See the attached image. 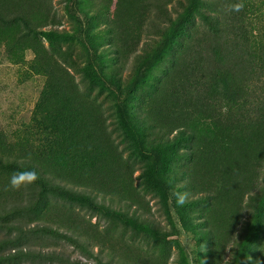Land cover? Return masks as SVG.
Wrapping results in <instances>:
<instances>
[{
	"label": "trees",
	"instance_id": "obj_1",
	"mask_svg": "<svg viewBox=\"0 0 264 264\" xmlns=\"http://www.w3.org/2000/svg\"><path fill=\"white\" fill-rule=\"evenodd\" d=\"M82 2L76 0V8L87 22L84 26L75 18V32L85 31L101 79L118 90L130 89L129 96L147 85L149 96L131 98L138 112L144 104L138 122L153 136L147 148L163 153L173 173L187 176L178 190L196 198L183 205V222L198 234L199 246L207 250L204 258L213 259L219 250L218 264H264V31L257 27L264 19V0H118L111 19L112 0L89 8ZM237 2L243 9L231 11ZM196 20L200 29L170 60L168 44L162 43L174 28L185 32ZM58 24L52 0H0V47L16 64L32 51L31 66L46 78L30 124L35 138L13 140L0 128V264L32 257L82 264L28 248L25 244L38 234L70 241L88 259L94 254L79 238L91 240L120 264H168V240L131 213L142 203L133 175L143 141L130 136L117 92L87 70L86 45L78 52L45 45L42 36L55 40L45 29ZM143 34L152 39L146 44L154 52L136 57ZM109 41L125 61L120 63L133 66L126 85L117 79L119 60L102 49ZM72 71L84 73V89ZM123 143L134 162L125 157ZM151 168L147 160L141 178L147 191L161 196ZM25 169H35L40 178L18 191L5 190L11 174ZM48 198L100 216L104 228L74 209L52 206L42 212ZM40 209L41 224L31 226L28 218ZM199 211L209 229L195 224ZM125 237L154 239L162 250L142 251Z\"/></svg>",
	"mask_w": 264,
	"mask_h": 264
},
{
	"label": "rangeland",
	"instance_id": "obj_2",
	"mask_svg": "<svg viewBox=\"0 0 264 264\" xmlns=\"http://www.w3.org/2000/svg\"><path fill=\"white\" fill-rule=\"evenodd\" d=\"M100 0H83V5L86 7H94L95 4ZM113 3L110 8L109 19L113 18L116 12V4L118 0H112ZM55 9L59 14L61 19V24H58L55 27H48L45 30H48L50 33H53L54 41L49 40L46 37L42 36V40L49 49H58L71 47L75 52L81 51L82 45H86L88 48V59L86 62L87 70L94 76L100 77V72L98 64L96 61L95 53L88 47L86 42L85 31L75 32V28H78V20L82 21L84 26L86 25V18L83 13L77 10L76 0L67 1L66 0H52ZM69 8V9H68ZM74 17V18H73ZM76 18V19H75ZM261 26L264 31V19L262 23H257V27ZM202 27V26H201ZM185 32L178 31L177 27L174 28L171 35L162 43L163 46L168 44L169 53L167 54L170 60H175V57L180 50L188 45L189 41L193 37V32L196 29H200V21L196 20L194 25H187ZM202 29V28H201ZM171 36H174V39H171ZM161 38L155 37L154 40L158 41ZM151 38H148L146 34H143L142 42L138 46L136 57L139 55L146 56L150 55L154 51V47L149 46L146 42H151ZM111 41L102 44V49L106 48L110 52H113L119 62L117 64L118 72L122 73V76L117 78L122 80L125 85L132 79V74L134 72L133 66L131 64H122L120 61L125 62L122 59V55L119 53L118 48L115 45H112ZM159 49V51L163 48ZM156 56V54H155ZM26 60L21 61L20 63H13L6 55L4 48L0 47V128H2L9 136L10 139H17L18 137L28 136L29 138H35L31 130V121L35 107L41 97L43 88L45 85L46 78L43 75L37 74L32 65L35 55L32 51H27ZM135 55L130 59L133 63L135 61ZM85 59V60H84ZM154 60V57L152 58ZM83 62L86 61L84 57ZM162 62L166 63L165 60H160L159 64ZM137 61H135L134 66H136ZM168 64V63H167ZM146 68V65H145ZM143 68V70H145ZM156 72V70H154ZM75 74L76 80L79 82L82 89H84L83 79L85 75L83 72L72 71ZM108 72H111L108 70ZM102 80V79H101ZM104 85L114 89L117 94L121 104H123V115L124 120L128 125V131L130 136L133 139H138L143 141L139 148L137 149L140 157L139 162L135 164L136 171L133 175L134 184L142 196V203L137 208L133 206L131 208V213L133 216L137 215L141 220H146L154 226L155 230L161 232V236L166 238L168 241V248L166 254H168V264H202L203 259L204 264H218V256L220 251H216V255L213 259L209 260L204 258L207 250L201 249L199 246V240L197 239V233H195L191 228H187L183 222L184 218V206H180L176 203L175 197L172 196L173 187L167 183L168 177H174V182L177 185H183L185 177L182 171H177L173 173L168 166H166L165 157L163 153L156 151L154 149L147 148L148 146L153 145L151 140L153 139L152 135H149L148 132L144 129L141 123L138 122L140 113L144 115V104L140 108L139 112L135 109V101L131 100L136 94L142 93L143 97L149 96V91L147 85L140 84L135 90L132 96H129L130 89L118 90L111 83L101 81ZM95 95V93H94ZM95 97V96H94ZM121 149L125 147V157L129 159L130 162L135 161V157L132 154V150L128 149L127 143L120 144ZM147 160L150 162L151 169L154 171L151 176H154V182L159 190L162 192L161 196H158L156 193H152L145 189L144 185L145 179L141 178L144 175L145 166ZM189 193V199L196 198V195H193L192 192ZM52 206L66 207L69 209H74L84 216H86L88 221H91L94 224H97L100 229L104 228L105 221L100 218V216H91L87 214L85 210L79 208V205L73 204L70 202L59 201L55 198H48L46 200L45 207H43L42 212L47 211ZM128 209V208H125ZM41 209L31 218H28L31 226L35 224H41ZM195 224L199 230L209 229L206 226V221L204 213L202 211L195 213ZM63 232H67L62 230ZM128 234V233H126ZM129 236V235H128ZM129 244H133L139 247L142 251L153 252L154 254L160 253L162 247L155 244L154 239L144 240L138 239L136 241L128 240V237H125ZM80 243L85 247H88L93 254L94 258L91 257L88 259L83 255L81 249L77 246L72 245L70 241L59 239L50 235L38 234L25 244L31 250H36V252L44 251V253H53L59 257L70 259L71 263L75 261H80L82 264H109L112 261V264H120L118 259L114 260V257H111L107 254V251H102L101 248L92 242L89 239H80ZM165 243V242H164ZM102 251V252H101ZM230 259V250H227L224 254V260L228 261ZM21 264H59L58 260L53 262L44 263L41 262L40 257L26 258ZM123 264V263H122ZM125 264V263H124ZM127 264V263H126Z\"/></svg>",
	"mask_w": 264,
	"mask_h": 264
},
{
	"label": "clouds",
	"instance_id": "obj_3",
	"mask_svg": "<svg viewBox=\"0 0 264 264\" xmlns=\"http://www.w3.org/2000/svg\"><path fill=\"white\" fill-rule=\"evenodd\" d=\"M244 5L242 2H237L230 6L231 11L240 12ZM39 174L35 169H25L14 171L9 179V185L5 190H20L23 186L33 184L39 179ZM174 177H168L167 183L173 184ZM181 185H176L172 191V196L175 197L176 203L180 206L185 205L189 199V193L186 191H179Z\"/></svg>",
	"mask_w": 264,
	"mask_h": 264
}]
</instances>
